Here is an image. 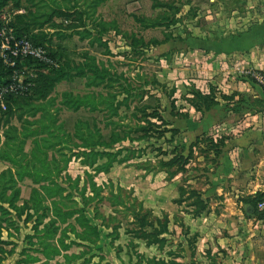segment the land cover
I'll return each mask as SVG.
<instances>
[{
    "label": "rangeland",
    "instance_id": "rangeland-1",
    "mask_svg": "<svg viewBox=\"0 0 264 264\" xmlns=\"http://www.w3.org/2000/svg\"><path fill=\"white\" fill-rule=\"evenodd\" d=\"M256 9L259 13L255 16ZM10 12L7 8L0 16V30L14 34L9 26ZM98 17L112 24L102 36L110 56L105 55V47L92 46L89 39L81 41L76 35L66 41L53 39L54 46L62 45L70 52L71 62L77 64L84 62L83 54L89 53L97 62L111 64L112 72L127 79V83L123 80L120 84L124 87L131 84L127 89L132 101L129 108L120 109V124L125 126L122 128L127 129L134 112L145 108L148 114L155 112L161 119H150L156 127L144 139H139L141 133H130L132 141H122L111 149H96L100 153L122 152L108 173H96L64 151L72 159L66 173L55 183L77 203L66 212H81L67 224H73L76 233H81L75 218L83 217L99 233L93 244L76 239V233L66 235L65 244L70 246L67 254L77 257L70 264H138L137 254L146 259L173 260L176 264H264V215L260 219L247 212L245 199L256 195H249L248 183L245 187L239 180L237 185H231V181L224 183L226 194L222 195L217 191L208 194L201 191L214 188L210 180L216 173L218 157L211 148L213 142L224 144L220 156L234 152L240 160L247 156L254 137L259 139L252 119L264 111V86L260 83L264 79V0H107L98 9ZM257 26L263 29L253 31ZM88 28L92 30L93 26ZM96 32L92 30L98 36ZM34 68L35 74L45 70ZM89 90L99 92L102 88L86 89L85 80L76 78L58 85L53 97L60 100L64 93L85 95ZM197 93L211 96L217 106L209 112H197L191 106V101H197ZM105 113L63 109L58 116L70 133L78 121L96 123L104 142L109 144L113 128L106 126ZM2 118L0 113V148L4 142ZM13 123L19 126L16 120ZM31 141L25 147L28 154L33 146ZM127 154L129 160L120 162ZM174 157L178 161L171 170L162 166V162ZM106 162L99 160L98 165ZM11 168L0 160V174ZM77 180L80 189L87 184L86 203L81 193L73 189ZM92 184L101 189L96 197L91 191ZM17 186L18 206L26 202L32 205L33 191L42 190L27 179L17 181ZM179 188L208 196L209 199L203 198L208 202V212L196 214L187 195L180 197ZM112 192L125 203L136 199L157 219L169 220V233L161 236L165 239L161 249L158 245L147 246L145 241L126 233L134 228L132 218L122 220L118 216L121 222L118 234L102 226V218L116 216L112 201L106 200ZM53 201L47 198L45 205L51 206ZM115 207L123 208L118 202ZM95 208L100 212L98 218ZM29 213L32 219L26 223V215L19 220L13 213L15 227L2 235L5 242L2 264H26V255L38 258L39 262L34 264L45 262L38 246H30L27 239L35 237L33 227L42 212ZM31 242L34 244L36 240ZM62 255L50 264H65Z\"/></svg>",
    "mask_w": 264,
    "mask_h": 264
},
{
    "label": "trees",
    "instance_id": "trees-1",
    "mask_svg": "<svg viewBox=\"0 0 264 264\" xmlns=\"http://www.w3.org/2000/svg\"><path fill=\"white\" fill-rule=\"evenodd\" d=\"M0 0V16L7 8H10V24L17 38H27L34 45L41 46L47 50L50 57L56 60L59 68L47 69L43 65L34 63L30 60L26 62L27 66L33 67L34 78H28V82L32 84L27 93L18 96H8L6 98L7 110L2 111V128L4 129V142L0 148V160L8 163L13 168L0 174V264H2L5 253V242L2 240L4 232L10 231L15 227L13 213L17 219H21L26 215L25 223L32 219L29 211L33 210L36 214L40 211V216L35 222L33 231L34 238L28 237L30 246H38L41 256L45 262L50 264L55 258L61 256L65 260V264H70L76 256H69V245L65 244L68 239V233H76V227L73 224H67L70 218L76 217L81 212L71 211L77 203L71 195H65L55 181L61 179V175L66 173L67 165L73 158L82 161L84 166L94 169L96 173H108L112 164L117 161V157L122 154L121 151L116 153L97 152V148L111 149L118 143L133 139L130 133H141L139 139H144L148 135L151 128L156 127L150 121L151 118L161 119L158 114H148V108L134 112L132 120L126 125L121 122L120 109L122 106L129 108V102L132 96L126 87L120 84L124 80L122 75L112 72V65L106 66L103 63L90 56L89 53L83 54L84 62L79 64L71 62V54L68 50L62 48V45L54 46L53 39L66 41L74 35L80 40H90V45L97 44L105 49V55H111L107 46L102 40L111 28L112 24L103 22L98 17V9L107 0ZM24 13H20L21 11ZM15 11V12H13ZM56 20H63L59 24ZM68 23V24H65ZM67 25V26H66ZM93 26L92 30H96L97 35L92 33L88 27ZM158 27V26H155ZM70 33V34H67ZM62 42V41H61ZM55 47V48H54ZM1 48V42H0ZM34 67H41L45 70L35 74ZM47 69V70H46ZM22 70V65L11 68L0 58V89L8 84L15 71ZM75 72V74H73ZM112 73V74H111ZM76 78L85 80L86 89L102 88V91L95 92L89 90L85 95L64 93L60 100L53 97L55 89L63 82H70ZM122 100H118L119 98ZM137 97V96H135ZM197 101H191V106L199 113L209 112L213 107L217 106L211 96L197 93ZM10 101L13 103L10 104ZM60 101V102H58ZM57 102L60 108L57 107ZM63 109L78 112L86 109L90 113H105L106 126L112 127L109 144L104 142L103 135L96 123H88L78 121L73 127V133L66 130L65 124L59 121L58 114ZM32 118V119H31ZM115 118H119L116 122ZM17 121L19 126L13 121ZM1 124V123H0ZM120 128L123 131H118ZM122 134V136H121ZM32 143L31 152H25V147L30 141ZM1 144V141H0ZM223 143L211 144L214 154L220 157L222 154ZM67 150L69 156L64 151ZM129 150H127L128 152ZM52 153V154H50ZM130 156L123 158L120 162L128 161ZM60 159V160H58ZM99 160H106L103 165H98ZM178 158L174 157L168 162H162V166L172 169L176 165ZM183 170L179 171L182 173ZM30 180L35 185L41 187V193L37 190L32 194V205L26 202L22 206H18L17 202L20 196V190L17 181ZM68 179V177H67ZM48 185V186H45ZM93 196H98L101 189L96 185H91ZM78 180L75 181L73 189L76 193H81V199L84 203L88 202L84 196L87 184L84 188H78ZM9 192V194H8ZM180 197L187 195V201L190 207L195 209L196 214L207 213L209 209L208 202L202 197V194L190 189L189 192L179 188ZM57 197V199L55 198ZM49 198L54 200L51 206L45 205V200ZM112 201V212L116 216L110 215L108 220L102 218V226L113 230L114 234H118L122 220L132 218L133 229H127V234L134 235V239L145 241L147 246L158 245L160 249L163 247L165 239L161 236L169 233V220L157 219L150 210L144 208L136 199L129 200L125 203L118 196L106 199ZM122 205V210L115 207L117 202ZM264 202V193H257L254 197L245 199L247 212L261 219L264 212L258 211V205ZM31 207H30V206ZM95 217H100L98 208L94 209ZM48 219V222L45 220ZM76 223L82 229L81 233H76V239L93 244L99 238L97 228L92 227L85 218H75ZM114 224H117L113 226ZM66 226V228H62ZM40 227L42 229L40 230ZM59 236V237H58ZM92 236L93 238L89 237ZM36 243L33 244V240ZM55 241L53 243L52 241ZM26 264H34L39 262L38 258L26 255ZM138 264H176L175 261L166 262L157 258L146 259L144 256L137 254ZM20 264V263H18Z\"/></svg>",
    "mask_w": 264,
    "mask_h": 264
},
{
    "label": "crops",
    "instance_id": "crops-1",
    "mask_svg": "<svg viewBox=\"0 0 264 264\" xmlns=\"http://www.w3.org/2000/svg\"><path fill=\"white\" fill-rule=\"evenodd\" d=\"M258 1L260 0H255V2ZM253 12L256 16V12L259 13V9H256ZM259 29H263V26H257L256 30L253 31H258ZM252 121L255 122L252 125L255 127V129L253 130H257L259 131L258 133H260L259 139L253 136L254 141L249 144L247 156H245L244 159L243 157H240L241 159L238 160L237 155L234 152H228L225 155L223 154L222 156L218 157L216 159L217 163L215 164L216 173L215 175H211L210 180L211 183H213L214 188L212 191H208L209 188L206 187L201 190L202 193H205V191L207 194L208 192L216 193L215 191H217L221 195L223 193L226 194V191L223 189L224 183H228L229 181H231V185H237L238 183H240H237L238 180L243 181L242 183L244 187L248 183L249 195L264 193V111L260 115L254 117ZM255 134L257 135V133ZM200 161L201 160L199 159V162ZM209 167L212 166L209 165ZM233 190H236V187L233 188ZM239 193H241V195L244 194L243 191ZM202 197L204 199H209V197H206V195H203Z\"/></svg>",
    "mask_w": 264,
    "mask_h": 264
},
{
    "label": "built area",
    "instance_id": "built-area-1",
    "mask_svg": "<svg viewBox=\"0 0 264 264\" xmlns=\"http://www.w3.org/2000/svg\"><path fill=\"white\" fill-rule=\"evenodd\" d=\"M12 31L0 30L1 48L0 58L7 66L15 68L22 65V70L15 71L8 84L0 89V107L2 111L7 110L6 98L27 93L32 84L28 78H34L33 67L27 66L28 60L43 65L47 69L59 68L56 60L50 57L47 50L41 46L34 45L27 38H17ZM264 86V79H260ZM258 211L264 212V202L258 205Z\"/></svg>",
    "mask_w": 264,
    "mask_h": 264
}]
</instances>
